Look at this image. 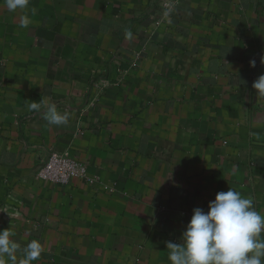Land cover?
<instances>
[{
  "label": "crops",
  "instance_id": "0c3cea01",
  "mask_svg": "<svg viewBox=\"0 0 264 264\" xmlns=\"http://www.w3.org/2000/svg\"><path fill=\"white\" fill-rule=\"evenodd\" d=\"M29 9L24 29L0 0V229L17 264L33 239L34 264H169L166 243L230 187L264 214V0ZM41 100L69 123L29 110ZM53 153L95 182L38 179Z\"/></svg>",
  "mask_w": 264,
  "mask_h": 264
},
{
  "label": "clouds",
  "instance_id": "9594fccd",
  "mask_svg": "<svg viewBox=\"0 0 264 264\" xmlns=\"http://www.w3.org/2000/svg\"><path fill=\"white\" fill-rule=\"evenodd\" d=\"M29 3L30 0H3L9 12L24 13L20 22L24 29L32 24ZM126 37L130 39L132 33L126 32ZM255 63L250 61V66L254 68ZM252 87L257 97L264 99V74ZM28 107L40 113L49 125L69 123V115L59 112L55 103L32 101ZM14 235L11 229H0V264H17L16 253L21 246L12 239ZM181 240L180 244L166 243L169 264H264V214L255 208L251 198L230 187L216 194L207 211L193 210ZM42 252L41 243L33 239L23 247L19 264H34Z\"/></svg>",
  "mask_w": 264,
  "mask_h": 264
},
{
  "label": "built area",
  "instance_id": "2783aa9c",
  "mask_svg": "<svg viewBox=\"0 0 264 264\" xmlns=\"http://www.w3.org/2000/svg\"><path fill=\"white\" fill-rule=\"evenodd\" d=\"M38 179L58 186H66L73 179H83L94 183L86 165L66 154L53 153L39 170Z\"/></svg>",
  "mask_w": 264,
  "mask_h": 264
}]
</instances>
